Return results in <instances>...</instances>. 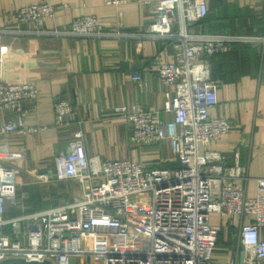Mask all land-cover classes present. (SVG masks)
Masks as SVG:
<instances>
[{"label":"built area","instance_id":"2783aa9c","mask_svg":"<svg viewBox=\"0 0 264 264\" xmlns=\"http://www.w3.org/2000/svg\"><path fill=\"white\" fill-rule=\"evenodd\" d=\"M133 0H104L121 7ZM56 7L49 3L24 6L14 12L18 23L30 25L20 31L43 30L46 19L54 18ZM209 13L205 0H157L155 20L139 36L180 41L173 62L155 59L154 71L174 94L164 104L172 118L162 120L156 112L133 105L114 107L132 127L131 141L141 146L168 140L179 162L175 168L148 167L131 159L102 160L88 156L84 134H73L67 152L54 158L57 180H76L81 185L77 202L35 212H26L23 191L26 181L13 167L0 161V264L21 259L49 264H212L221 227L211 223L219 214L228 221L250 216L240 236L245 264H264V177L258 178V194L245 193L247 170L238 162L227 166L225 157L211 145L230 132L231 122L212 110L219 104L218 88L211 78L210 58L229 52L237 42L249 38L228 34L190 35L187 26L204 20ZM179 31L174 32V27ZM50 33V32H49ZM53 34L103 37L104 26L97 16L76 18L68 30ZM132 80L143 82L140 72ZM41 89L32 82L0 83V111L13 119L0 127V135L42 131L27 121ZM56 125L64 126L74 112L66 100L54 104ZM49 182L51 177L41 175ZM141 200L135 203L134 198ZM146 200L148 202H146ZM142 203L140 204V202ZM140 204V205H139ZM147 204V205H146ZM149 215L143 218V212ZM147 234L141 248H115L110 234Z\"/></svg>","mask_w":264,"mask_h":264},{"label":"crops","instance_id":"0c3cea01","mask_svg":"<svg viewBox=\"0 0 264 264\" xmlns=\"http://www.w3.org/2000/svg\"><path fill=\"white\" fill-rule=\"evenodd\" d=\"M205 1L208 16L187 26L190 35L249 38L210 58L211 78L219 98L212 114L232 124L230 132L211 149L225 157L227 166L238 162L246 168L249 180L245 193L251 198L258 194L257 179L264 177V0ZM156 2L133 0L116 7L104 0H0V83L32 82L41 89L27 121L42 131L0 135V161L15 168L26 181L20 191L29 192L24 200L26 212L79 200L78 181L54 178V158L67 152L76 131L83 132L90 157L127 158L148 167L179 166L168 140L152 146L134 144L130 123L113 111L119 105L137 104L156 112L162 120L172 118L164 104L174 89L162 83L152 62H173L182 43L139 36L155 20ZM42 3L56 7L54 18L46 19L42 27L48 33L20 32L31 26L18 23L14 12ZM88 15L100 18L106 35L51 33L68 30L76 18ZM178 31L179 26L174 27V32ZM134 72L142 74V83L132 80ZM59 100L70 102L74 109L64 126L55 123L54 104ZM12 119L13 115L0 111V127ZM41 175L51 177L50 181ZM251 220L247 215L228 221L219 214L211 216V223L221 227L212 264H245L240 231ZM260 236L264 238V225Z\"/></svg>","mask_w":264,"mask_h":264},{"label":"rangeland","instance_id":"374dc122","mask_svg":"<svg viewBox=\"0 0 264 264\" xmlns=\"http://www.w3.org/2000/svg\"><path fill=\"white\" fill-rule=\"evenodd\" d=\"M140 200H141L140 196H136L134 198L135 203ZM146 202L148 201L146 200ZM141 203L142 201L140 202V204ZM142 214L144 220H147L149 215L146 213V211H144ZM110 238L113 246H115V248H120V249L141 248L147 244V240H148L147 234L141 233L140 230H136L132 235L129 236H123L113 233L110 234Z\"/></svg>","mask_w":264,"mask_h":264},{"label":"water","instance_id":"95a60500","mask_svg":"<svg viewBox=\"0 0 264 264\" xmlns=\"http://www.w3.org/2000/svg\"><path fill=\"white\" fill-rule=\"evenodd\" d=\"M44 172H47V170H45ZM1 264H49V263H42V262H27L25 260H21V259H15V260H8L5 261Z\"/></svg>","mask_w":264,"mask_h":264},{"label":"trees","instance_id":"16d2710c","mask_svg":"<svg viewBox=\"0 0 264 264\" xmlns=\"http://www.w3.org/2000/svg\"><path fill=\"white\" fill-rule=\"evenodd\" d=\"M28 201H29V200H28ZM28 201H27V202H28ZM26 205H27V204H25V206H26ZM27 206H28V205H27ZM27 206H26V207H27ZM35 211H39V210H35ZM35 211H30V212H35Z\"/></svg>","mask_w":264,"mask_h":264}]
</instances>
